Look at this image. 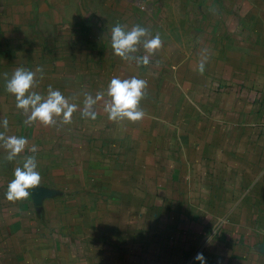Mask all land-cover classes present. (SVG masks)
Listing matches in <instances>:
<instances>
[{"label": "crops", "instance_id": "1", "mask_svg": "<svg viewBox=\"0 0 264 264\" xmlns=\"http://www.w3.org/2000/svg\"><path fill=\"white\" fill-rule=\"evenodd\" d=\"M8 4L0 0V10L21 14L17 6ZM254 42L242 55L241 50L228 54L215 73L204 65L200 75L210 74L217 83L196 82L197 75L194 83L185 81L188 96L184 98L200 108L194 115L186 113L187 102L175 97H168L171 102L140 100L138 107H150L151 112L141 118L148 123L137 136H131L129 128L124 135H117L121 138L109 142L101 140L99 132L92 138L78 136L91 138L85 144L89 149L114 148L110 158L121 164L120 173L124 174L125 197L120 199L119 210L83 213L54 208L63 192L58 189V179L52 177L47 181L41 178L31 195L21 201L6 200L9 182H0V264H199L194 258L200 252L208 264H264V45ZM235 43L237 48L244 46V40ZM234 55L238 60L230 59ZM18 67L32 70L31 62L0 67L4 70L0 72V92L12 97L15 108V96L4 85ZM67 69L66 75L72 76L71 61ZM50 79L37 73L34 81L49 86ZM48 86L41 91L43 95ZM34 91H38L36 86ZM164 122L173 128L160 130ZM55 124L61 125L58 118ZM124 142L142 155L136 161L139 165H132L134 159L116 156ZM7 152L0 148V156ZM32 154L24 149L17 156L25 159ZM22 165L21 161L10 165L12 176ZM37 165L41 177L46 175L45 161L40 158ZM179 168L188 169L193 176L195 188L191 191L196 205L207 206L200 216L163 206H157L158 212L147 209L161 198L155 194L158 181L173 186L168 180H183ZM187 178L185 182L190 184ZM182 197L178 195L177 201L176 196L167 195L163 201L180 205ZM158 215L166 222L158 220ZM182 217L184 221H180ZM142 218L147 221L144 226L139 225ZM132 219L136 223L131 224ZM178 219L183 227H176ZM172 229L179 234L177 241L172 239ZM209 230H215L216 236L205 242Z\"/></svg>", "mask_w": 264, "mask_h": 264}, {"label": "rangeland", "instance_id": "2", "mask_svg": "<svg viewBox=\"0 0 264 264\" xmlns=\"http://www.w3.org/2000/svg\"><path fill=\"white\" fill-rule=\"evenodd\" d=\"M2 1L6 6L10 1V5L17 6L21 14L15 16L17 11L0 10V67L5 64L21 66L31 62L33 71L39 67L41 71L37 72L38 75L46 79L51 78L49 85L59 89L69 103L77 105L68 124L63 122L62 117H57L61 125L55 122L54 125H44L40 122L28 124L26 121L31 115V110L18 112V108L12 105V97L0 92V121L4 118L8 121L6 128L0 124V133L5 137L13 134L26 136L28 145L24 149L28 151L33 144L36 145L39 152L32 155H35L37 161L40 158L44 160L48 168L46 175L41 178L43 181L51 177L58 179L61 185L58 189L63 195L53 205L59 210L74 209L83 213L116 211L120 209V199L125 197V188L121 184L124 176L120 173L121 164H118L115 158H110L111 154H115L114 148L101 147L96 151L85 145L89 144L91 136L97 135L98 132L101 134V140L109 142L115 140L117 135L128 132V128L133 137L137 136L140 130H146L148 122L145 124L141 119H108V114L104 111L105 104L110 102L106 89L113 77L126 79L136 76L143 79L147 88L145 87L146 94L141 100L171 102L172 99L168 97H175L182 99V103L187 102L186 113L194 115L200 108L192 99L184 98L188 96L183 88L185 81L194 83V77L197 75L196 82L200 80L202 83H217L210 74L200 75L198 68L201 61L207 70L215 73L228 54L241 50L242 55L250 49L253 41L256 46L264 45V0ZM116 23L123 25L125 31L138 24L149 32L147 37L141 38L137 43L136 51L129 53L130 58L127 60L115 56L111 48V28ZM157 34L161 37V46L148 55L143 48V40ZM236 39L244 40L242 48H237ZM146 55L147 64L141 60ZM68 56L71 58L66 60ZM232 58L234 59L235 55L230 56V59ZM70 61L74 73L67 76V62ZM207 65H210V68ZM63 77L69 78L64 80ZM34 86L38 88L37 92L42 94L41 91H45L43 88L48 85H39L34 81L31 90H34ZM99 92H104V96L97 99L93 105L92 110L96 112V118L82 116L86 94L95 98ZM139 108L144 114L151 112L148 110L150 107ZM169 126L170 129L173 128L171 123L164 122L160 130L166 131ZM81 135L91 138H78ZM127 140L130 142L129 137ZM128 146L124 142L122 152L116 153V156H122L121 159H134L132 165H136L142 155L135 153L133 147L127 148ZM0 157V182H10L14 178L9 170L10 165L20 161L23 164L25 159L16 156L9 160L7 154ZM182 157L184 158L183 154ZM121 159L120 162L124 161ZM172 163H168L170 167L173 166ZM187 170L179 168L181 177L184 175L182 181L178 180V177L168 180L173 186H163L162 179L158 181V178L153 177L158 181L155 194L161 198L147 209L158 212L157 206H163L176 212L183 209L187 214L198 216L202 214L200 211H207V206L196 205L197 201L191 191V188H195L194 179ZM187 176L190 184L185 182ZM167 195L176 196L177 201L178 195H183V202L180 205L164 202ZM185 218L182 217L180 221ZM157 219L166 222L163 216L158 215ZM146 222L142 218L139 225L144 226ZM130 223H136L135 219ZM175 225L183 227L184 224L178 219ZM215 230H209L205 242L216 236ZM156 231L159 234L160 230ZM172 234V239L177 241L179 234L173 229Z\"/></svg>", "mask_w": 264, "mask_h": 264}, {"label": "clouds", "instance_id": "3", "mask_svg": "<svg viewBox=\"0 0 264 264\" xmlns=\"http://www.w3.org/2000/svg\"><path fill=\"white\" fill-rule=\"evenodd\" d=\"M149 35L148 30L140 25H133L130 30L125 31V27L116 23L111 28V48L113 54L121 59H129V53L136 51V45L141 38ZM161 46V37L157 34L149 39L143 40V48L148 55ZM142 62L148 63V56L141 58ZM198 70L204 71V63L201 61ZM41 69L38 67L35 71L18 67L12 75L5 81V90L13 94L16 99V107L28 112L31 115L26 123L40 122L44 125H50L55 122L57 117H62L65 123H69L72 114L76 111L77 105L69 103V100L61 93L59 89L48 86L47 93L42 95L40 92L31 90L34 85V78ZM146 81L136 76L121 79L113 77L106 89L110 102L104 106V111L108 114V119L113 121H121L127 119L129 121L140 120L144 116L143 110L138 104L144 95ZM104 96V92L97 93L94 98L91 94H86L83 100V109L81 115L91 119L96 118V112L93 111V105L97 99ZM5 128L8 126L7 118L0 121ZM0 142L3 147L8 150V159H14L17 154L22 152L28 145V138L23 135L3 136L0 133ZM37 151L36 145H32L30 152ZM37 160L35 155H29L25 158L23 165L15 168L13 179L8 183L4 193V198L8 201H21L31 195L30 190L41 182L40 172L37 170ZM199 264H208L205 255L200 252L194 258Z\"/></svg>", "mask_w": 264, "mask_h": 264}]
</instances>
